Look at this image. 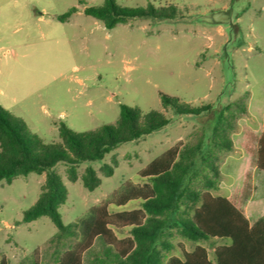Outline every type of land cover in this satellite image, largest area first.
I'll use <instances>...</instances> for the list:
<instances>
[{
	"label": "rangeland",
	"instance_id": "obj_1",
	"mask_svg": "<svg viewBox=\"0 0 264 264\" xmlns=\"http://www.w3.org/2000/svg\"><path fill=\"white\" fill-rule=\"evenodd\" d=\"M120 7L174 5L172 20L129 19L112 29L84 13L106 0H0V106L13 122L45 143H62L60 124L82 133L117 122L121 105L143 115L163 113L169 123L138 140L117 146L96 162L57 173L68 200L60 209L65 225L83 219L109 201L126 183L142 184L139 172L169 148L196 142L212 132L216 113L240 102L247 112L236 119L234 149L219 164L221 178L211 193L230 199L251 224L264 219V172L256 167L257 142L264 131V0H115ZM76 8L61 21L58 16ZM161 94L194 107L210 105L200 116L164 108ZM113 168L107 176L104 165ZM92 167L101 184L83 186ZM45 174L0 183V264H56L79 241L53 242L58 230L48 217L23 222L39 199ZM141 201L110 207L141 209ZM130 237V229L116 231ZM192 251L196 244L175 237ZM214 260L220 243L200 242ZM172 256H181L176 249Z\"/></svg>",
	"mask_w": 264,
	"mask_h": 264
},
{
	"label": "trees",
	"instance_id": "obj_2",
	"mask_svg": "<svg viewBox=\"0 0 264 264\" xmlns=\"http://www.w3.org/2000/svg\"><path fill=\"white\" fill-rule=\"evenodd\" d=\"M76 11L73 8L58 19L64 21ZM84 13L112 29L129 19L172 20L179 9L153 3L126 8L106 0L104 6L86 7ZM161 100L164 108L179 115L197 117L212 110L210 105L194 107L164 94ZM246 112L240 102L226 105L216 113L210 135L169 148L139 172L145 180L142 184H124L109 201L92 208L83 219L65 225L60 209L68 194L56 167L65 165L68 179L75 182L83 162L100 161L117 146L164 128L169 119L159 111L143 115L138 108L121 105L117 122L82 133H74L62 122V143H45L29 134L23 121L13 122L0 106V183L45 174L39 199L24 212L23 222L48 217L58 230L53 242L80 238L56 264H264V219L251 224L230 199L211 193L219 187L223 156L234 149L231 136L236 119ZM256 167L264 172V131L257 142ZM102 170L107 176L113 175V168L107 164ZM82 183L94 190L101 179L88 167ZM131 201H141L142 208L110 211L112 205L125 206ZM125 228L130 229L131 236L118 238L116 231ZM175 237L196 246L192 251L176 246ZM200 242L220 243L214 249V260ZM176 249L181 256L171 255Z\"/></svg>",
	"mask_w": 264,
	"mask_h": 264
}]
</instances>
